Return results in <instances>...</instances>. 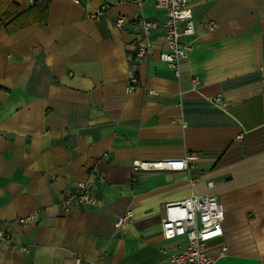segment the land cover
I'll return each instance as SVG.
<instances>
[{
  "label": "crops",
  "instance_id": "obj_1",
  "mask_svg": "<svg viewBox=\"0 0 264 264\" xmlns=\"http://www.w3.org/2000/svg\"><path fill=\"white\" fill-rule=\"evenodd\" d=\"M10 3L0 24V230L12 242L0 241V264H169L185 241L163 238V206L193 193L223 206V235L205 245L214 264H264V0H191L195 39L179 77L160 59L165 13L155 0L0 8ZM207 21L218 27L207 31ZM216 95L222 108L209 101ZM189 152L200 158L186 171L132 167ZM77 182L103 206L65 213Z\"/></svg>",
  "mask_w": 264,
  "mask_h": 264
},
{
  "label": "built area",
  "instance_id": "obj_2",
  "mask_svg": "<svg viewBox=\"0 0 264 264\" xmlns=\"http://www.w3.org/2000/svg\"><path fill=\"white\" fill-rule=\"evenodd\" d=\"M79 3L80 0H72ZM156 7L165 13L163 24L165 51L160 54V59L166 66L173 70L176 77L180 76L179 65L187 57L192 49L195 36L193 13L190 6L191 0H155ZM96 12L93 16H96ZM117 27H122L126 20L118 17L115 21ZM145 33L153 26L151 22L142 21ZM218 27L213 21L206 22V30L213 31ZM148 52V46H137L131 59L129 74L127 77L126 92L134 89L137 83L136 75L139 63L143 61ZM193 91L197 90L199 79L192 77ZM216 107H223L224 103L220 95L209 99ZM198 153L189 152L177 159H150L134 160L132 167L135 171H186L192 164L199 160ZM212 181H207L211 187ZM80 204L100 208L103 199L96 194L86 182L75 183V190L63 197L62 209L68 213L73 204ZM132 213L126 212L115 220V229L124 228L131 219ZM30 217L22 219L26 223ZM224 211L221 202L212 195L191 194L189 197L176 202H169L163 206V218L161 220V234L165 240L184 239L185 245L177 252L169 256V264H214L215 259L205 251V245L223 235L222 222ZM0 241L12 242L10 233L0 230ZM19 250L27 252L25 246ZM226 247L221 246L220 257H223ZM76 263L80 259L75 260Z\"/></svg>",
  "mask_w": 264,
  "mask_h": 264
},
{
  "label": "trees",
  "instance_id": "obj_3",
  "mask_svg": "<svg viewBox=\"0 0 264 264\" xmlns=\"http://www.w3.org/2000/svg\"><path fill=\"white\" fill-rule=\"evenodd\" d=\"M9 5H10L9 10L4 11L0 8V24H2L7 19L12 17L14 12H15L14 7L11 5V3ZM46 12H47V4H44V5L39 7V14H40L39 17L42 18V19H40L41 22H43L45 15H46Z\"/></svg>",
  "mask_w": 264,
  "mask_h": 264
}]
</instances>
